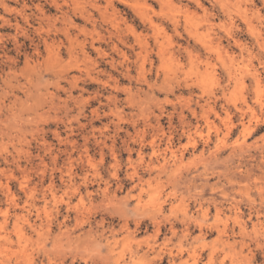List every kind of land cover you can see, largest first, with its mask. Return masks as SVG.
Returning <instances> with one entry per match:
<instances>
[{"label":"rangeland","instance_id":"rangeland-1","mask_svg":"<svg viewBox=\"0 0 264 264\" xmlns=\"http://www.w3.org/2000/svg\"><path fill=\"white\" fill-rule=\"evenodd\" d=\"M0 264H264V0H0Z\"/></svg>","mask_w":264,"mask_h":264},{"label":"bare ground","instance_id":"bare-ground-1","mask_svg":"<svg viewBox=\"0 0 264 264\" xmlns=\"http://www.w3.org/2000/svg\"><path fill=\"white\" fill-rule=\"evenodd\" d=\"M244 141H245V140H244ZM173 152H174V151H173ZM173 152H172V153H173ZM243 227H244V226H243Z\"/></svg>","mask_w":264,"mask_h":264}]
</instances>
